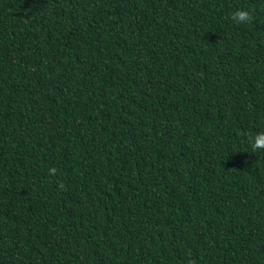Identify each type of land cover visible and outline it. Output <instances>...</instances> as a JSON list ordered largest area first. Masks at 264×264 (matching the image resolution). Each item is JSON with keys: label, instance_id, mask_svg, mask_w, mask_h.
I'll list each match as a JSON object with an SVG mask.
<instances>
[{"label": "trees", "instance_id": "1", "mask_svg": "<svg viewBox=\"0 0 264 264\" xmlns=\"http://www.w3.org/2000/svg\"><path fill=\"white\" fill-rule=\"evenodd\" d=\"M261 132L264 0H0V264H264Z\"/></svg>", "mask_w": 264, "mask_h": 264}, {"label": "clouds", "instance_id": "2", "mask_svg": "<svg viewBox=\"0 0 264 264\" xmlns=\"http://www.w3.org/2000/svg\"><path fill=\"white\" fill-rule=\"evenodd\" d=\"M231 19L238 24L248 22L251 17L248 11L237 9L231 13ZM252 147L255 148H264V132H261L252 138ZM50 175H55L57 169L55 167H51L48 169Z\"/></svg>", "mask_w": 264, "mask_h": 264}]
</instances>
